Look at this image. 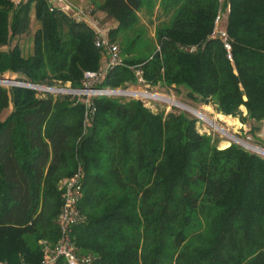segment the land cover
Returning a JSON list of instances; mask_svg holds the SVG:
<instances>
[{"label":"trees","instance_id":"trees-1","mask_svg":"<svg viewBox=\"0 0 264 264\" xmlns=\"http://www.w3.org/2000/svg\"><path fill=\"white\" fill-rule=\"evenodd\" d=\"M121 63L98 88L161 87L217 113L264 122V0H224L231 60L212 36L217 0H89ZM163 17L146 37L139 12ZM228 10V11H226ZM39 27L24 57L15 40ZM14 42L12 45L11 43ZM194 47L195 51L189 49ZM102 61L90 29L45 0H0V76L81 87ZM143 80L137 82L135 72ZM53 97L0 86V264H38L39 241L58 237L57 183L81 169L71 226L75 253L92 264H264V156L220 149L199 120L121 97Z\"/></svg>","mask_w":264,"mask_h":264},{"label":"built area","instance_id":"built-area-1","mask_svg":"<svg viewBox=\"0 0 264 264\" xmlns=\"http://www.w3.org/2000/svg\"><path fill=\"white\" fill-rule=\"evenodd\" d=\"M10 2L13 5H17L20 0H10ZM45 2L47 4L48 11L52 12L56 9L68 15L75 22L86 25L92 33L93 45L98 48L102 53V61L99 67L95 71L83 72L80 80L81 87L78 89L66 90V93L76 96L74 103L79 102L84 105V122H86L87 120L88 113H91L94 110L90 103V99L92 97L128 96L130 98L139 97L157 101L163 99V97L159 95L147 93L145 91H120L117 89L98 88L97 86L104 78L106 71L110 67L114 65H119L121 63L119 49L117 45L108 40L104 31V27L100 23V19L94 16L92 6L81 7L78 5H74L69 0H45ZM217 2L219 4L220 9L214 18L213 30L211 35L216 36L220 39L226 50L227 58L231 60V44L229 36L227 34V31L220 27L221 22L225 16V12L222 9L224 0H217ZM189 51L193 52L195 51V48L192 47L189 49ZM135 75L137 78V82L141 84L143 80L140 76V72L136 71ZM143 95L146 97H142ZM255 153L259 154L260 152ZM80 179L81 169L80 167H77L76 171L73 173L72 176L59 181L58 189L61 190L60 194L62 202L59 213L57 215L56 222L58 228V237L52 243L46 241H39L43 253L42 259L38 264H92V262L94 261V258L92 256H83L76 254L69 236L71 226L82 221V218L76 208V203L79 198L80 191Z\"/></svg>","mask_w":264,"mask_h":264},{"label":"rangeland","instance_id":"rangeland-1","mask_svg":"<svg viewBox=\"0 0 264 264\" xmlns=\"http://www.w3.org/2000/svg\"><path fill=\"white\" fill-rule=\"evenodd\" d=\"M73 4L77 5L75 3H73ZM157 5H158V2H156V6H155V9L153 11V15L151 17L146 16L143 12L138 13L140 23L143 24L146 28V37L147 38H154V30H155L156 25L164 19L163 17H161L160 19L156 17L157 12H158L157 11ZM94 16L96 18L100 19V15L94 13ZM114 26H115L114 22H110V23L107 22L106 25H103L105 34L107 33V30H109L110 28H113ZM38 27H39V25L35 21V19L33 17V12L31 11L30 12V22H29L28 32L24 35L19 36L15 40V42L21 48V53L24 57L29 55L32 51V37H33L35 31L38 29ZM220 27L225 29V27H226L225 18H223ZM13 43L14 42H12L11 45ZM1 76L6 77V78H15V80H18L17 75L11 74V73H5ZM0 85H1V87L6 88L7 90L11 87H17V86H11L10 84L4 85V84L0 83ZM38 86L48 88L49 90L47 93L52 94L53 97L69 96L71 98H76L75 95H71V94L66 93V90L72 89L69 84L59 85V84L53 83L50 86H47V85H38ZM56 90H58V91H56ZM59 90H60V92H59ZM117 90H120V91L121 90H123V91H137V92H144L145 91L147 93L159 95L163 98L174 100L177 103H179V104L181 103L184 106H188V107L194 109L195 111H197L199 114L203 115L206 119H208L211 122L212 126L217 125V127L219 129L221 128V130H223L224 132L229 134V136H232L233 138L239 140L240 142L244 143V145L247 144V146H246L247 148H244L245 150L255 153L251 147L264 149V122L259 127V130L253 131L251 129V127L253 125L249 124L248 123L249 121L244 124V122H242L240 119L241 117H243L246 114V111L243 107L240 108L241 117L240 116L232 117V116H226V115H222V114L217 113V111L215 110V107L211 103L206 104V105L193 104L192 102H190L188 99L185 98V95H184L185 92L184 91H182L179 95H176V93H174L173 91H168V90L161 88V87L154 88V90L151 91V90H147L146 87L144 89V88H141L140 86H134V85H129L125 89H119L118 88ZM35 91L41 92V90H38V89H36ZM116 97H121V98H125V99L130 98L128 96H116ZM131 98L141 101L145 106H147L148 103L151 101L156 102V103L160 104L161 106H164L166 111H170L173 109L176 112L186 113L190 118H195V119L199 120V122L197 124V128L199 129V131L201 133L210 134L213 136V138L218 140V147L219 148L221 147V144L226 142V141H230V144H232V143L235 144L234 140L229 139L228 136L224 135L220 131H214L213 127L210 126L206 121L198 118L194 114H191V113L185 111V109H183L182 107H180L178 105H169L165 101H164L165 102L164 103V102H160L157 100H151V99H145V98H139V97H131ZM10 109H11V105L9 104L8 108L3 110L2 113L0 114V120H3L5 118V116L9 113ZM259 155L264 156L261 153H259ZM58 184H59V182L57 183V190L59 192H61V190L58 189V186H59Z\"/></svg>","mask_w":264,"mask_h":264},{"label":"bare ground","instance_id":"bare-ground-1","mask_svg":"<svg viewBox=\"0 0 264 264\" xmlns=\"http://www.w3.org/2000/svg\"><path fill=\"white\" fill-rule=\"evenodd\" d=\"M0 83L1 84H4V85H8V83H6V82H4V81H0ZM142 97H146V96H142ZM163 101H165L166 103H168L169 105H178V106H180V107H182L183 109H185V111H187V112H189V113H191V114H194L195 116H197L198 118H200V119H202V120H204V121H206L210 126H212V124H211V122L208 120V119H206L203 115H201V114H199L197 111H195L194 109H192V108H190V107H188V106H184L183 104H179V103H177L176 101H174V100H171V99H167V98H163L162 99ZM226 120V119H225ZM228 120V119H227ZM213 122V121H212ZM234 123V122H233ZM213 127V130L214 131H220L221 133H223L224 135H226V136H228V138L229 139H231V140H234V143H238V144H243L244 145V143H242V142H240L239 140H237V139H235V138H233L232 136H229V134H227L226 132H224L223 130H221V128L219 129L218 127H217V125L216 126H212ZM229 144H230V141H226V142H224V143H222L221 144V149H223V148H226V147H228L229 146ZM247 145V144H246ZM252 148V150H257L258 152H260V153H264V151L263 150H261V149H258V148H254V147H251Z\"/></svg>","mask_w":264,"mask_h":264},{"label":"water","instance_id":"water-1","mask_svg":"<svg viewBox=\"0 0 264 264\" xmlns=\"http://www.w3.org/2000/svg\"><path fill=\"white\" fill-rule=\"evenodd\" d=\"M0 81H4V82L10 84L11 86H17V87H21V88H27V89H32V90L38 89V90H42L44 92H48V90H49L48 88H45V87H42V86L32 85V84H28V83L23 82V81L15 80V78H6V77L1 76L0 77ZM160 102H164V101L160 100ZM236 144H238V143H236ZM238 145L242 146L243 148H247L246 147L247 145H243V144H238ZM255 152H257V151H255ZM261 154L264 155V153H261Z\"/></svg>","mask_w":264,"mask_h":264},{"label":"crops","instance_id":"crops-1","mask_svg":"<svg viewBox=\"0 0 264 264\" xmlns=\"http://www.w3.org/2000/svg\"><path fill=\"white\" fill-rule=\"evenodd\" d=\"M69 1H71L72 3H75V4H77L78 6H81V7L90 6V4H89L90 1L89 0H69ZM98 15H100V14H98Z\"/></svg>","mask_w":264,"mask_h":264}]
</instances>
